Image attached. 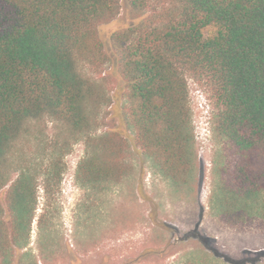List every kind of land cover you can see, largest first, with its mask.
I'll return each instance as SVG.
<instances>
[{
    "label": "trees",
    "instance_id": "16d2710c",
    "mask_svg": "<svg viewBox=\"0 0 264 264\" xmlns=\"http://www.w3.org/2000/svg\"><path fill=\"white\" fill-rule=\"evenodd\" d=\"M121 1L0 0V190L10 183L7 225L0 206L4 264L8 251L29 239L39 177L49 194L63 173L54 156L44 172L33 166L36 158L16 156L17 146L35 137V124L49 119L69 138L83 137L76 171L82 186L97 189L129 174L126 141L117 133L92 134L105 95L84 73L107 63L98 27L116 19ZM126 2L139 21L113 32L109 45L136 146L167 179L189 184L196 151L188 79L195 81L208 95L212 131L229 156L217 209L228 223H264V0Z\"/></svg>",
    "mask_w": 264,
    "mask_h": 264
},
{
    "label": "rangeland",
    "instance_id": "374dc122",
    "mask_svg": "<svg viewBox=\"0 0 264 264\" xmlns=\"http://www.w3.org/2000/svg\"><path fill=\"white\" fill-rule=\"evenodd\" d=\"M138 21L122 0L116 19L98 27L107 63L101 71L84 70L105 95L92 134L117 133L126 141L129 174L97 189L82 186L76 171L85 156L83 137L69 138L49 119L35 124V137L21 142L16 156L36 158L38 172H44L54 156L62 160L63 173L49 194L39 177L29 239L24 248L8 251L9 264H264L262 219L241 226L225 222L217 209V183L229 156L212 131V108L204 88L188 79L196 151L189 184L167 179L136 146L126 115V87L109 38ZM16 168L9 171L12 181L18 176ZM9 185L0 190L6 225Z\"/></svg>",
    "mask_w": 264,
    "mask_h": 264
}]
</instances>
